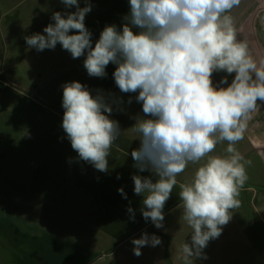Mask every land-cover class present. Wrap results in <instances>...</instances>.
I'll return each mask as SVG.
<instances>
[{
	"label": "clouds",
	"instance_id": "clouds-1",
	"mask_svg": "<svg viewBox=\"0 0 264 264\" xmlns=\"http://www.w3.org/2000/svg\"><path fill=\"white\" fill-rule=\"evenodd\" d=\"M62 2L76 11L54 12V23L26 36V44L43 51L59 43L74 59L86 53L84 67L93 77H104L106 66L114 63L119 89L138 92L147 118H138L133 126L141 146L131 155L139 171L150 169L159 179L134 175V192L143 194L142 215L156 228L163 227V209L177 176L189 163L199 164L192 180L179 184L181 218L192 229L180 258L193 264L209 241L221 235L230 210L240 207L237 197L248 179L245 164L251 161H244L235 145L244 139L257 102L264 103V61L258 63L248 44L237 39L233 17L227 14L241 0H129L122 30L107 25L94 47L85 25L91 4ZM217 71L235 75L230 84L225 77L217 86L212 80ZM62 107V127L78 158L107 172L112 145L122 134L119 122L110 119L111 105L72 81L63 85ZM224 141L229 155H210ZM161 242L145 233L132 240L134 254Z\"/></svg>",
	"mask_w": 264,
	"mask_h": 264
},
{
	"label": "rangeland",
	"instance_id": "rangeland-1",
	"mask_svg": "<svg viewBox=\"0 0 264 264\" xmlns=\"http://www.w3.org/2000/svg\"><path fill=\"white\" fill-rule=\"evenodd\" d=\"M110 5L107 3L105 7ZM33 12L37 10L33 9ZM129 12V0H116L113 8L105 10L106 17L90 26L96 41L107 25L122 30ZM229 13L232 16L233 9ZM50 23L54 21L45 20L46 26ZM133 31L140 29L133 26ZM237 39L248 44L258 63L264 61V42L261 45L254 42L255 48H252L253 43L241 31H238ZM96 41L92 40L93 47ZM28 55L24 63L2 72L7 83L4 89H8V85L16 97H24L25 93L42 107L32 103L33 120L29 130L13 131L7 120L5 97L0 104V118L5 116L0 120V264H88L91 261V264H184L180 248L185 242L191 243L192 229L181 218L179 184L190 182V177L185 178V174H195L199 164L189 163L177 176V186L163 209V227L156 228L142 215L143 194L134 192V175L151 178L153 182L159 179L150 169L139 171L131 155L141 146L133 126L138 118H147L142 102L136 99L138 92L124 93L119 89L113 75L117 65L111 62L106 66L104 77L89 76L84 67L86 53L74 59L59 43L54 49ZM12 56L10 52L9 59ZM234 75L214 72L213 84L221 86L225 77L230 84ZM72 81H80L93 96H102L113 109L110 119L119 122L122 134L115 146L112 145L107 172L80 160L63 130V85ZM16 85L22 86V94ZM46 88L52 92L54 100L44 94ZM13 102L17 105L18 100L13 99ZM257 122L264 128V120H259V115L253 112L245 131L255 139ZM244 137L248 138L246 133ZM259 139L264 141V134ZM62 143L65 148L59 151ZM227 146V141L218 143L210 155H229ZM42 147L44 150L35 151ZM63 154H66V160L59 158ZM254 158L253 155L245 161L252 163ZM204 162L202 160L200 164ZM245 168L250 173L246 164ZM247 176L248 180L257 181L261 174L256 171ZM253 212V206L242 205L230 210L231 219L222 226L221 235L210 240L203 249L206 258H199L193 264H213L220 256V250L237 241L236 237L243 232L254 240L261 232H258L260 223ZM145 233L149 237L153 234L160 237L162 242L155 247L143 246L142 254L137 256L132 240ZM224 251L231 252L228 247Z\"/></svg>",
	"mask_w": 264,
	"mask_h": 264
},
{
	"label": "crops",
	"instance_id": "crops-1",
	"mask_svg": "<svg viewBox=\"0 0 264 264\" xmlns=\"http://www.w3.org/2000/svg\"><path fill=\"white\" fill-rule=\"evenodd\" d=\"M115 1L87 0V3L91 4V11L85 17V25L89 31L91 24L106 17L105 10L109 7L113 8ZM79 3L80 7L86 6V0H79ZM107 3L111 5L105 7ZM33 9H36L37 12H33ZM57 11L67 15L75 12L76 7H67L62 0H0V104L5 97L7 104L5 106L8 110L7 120L11 122L9 126L13 131L16 129L19 131L29 130L30 121L33 120L31 104H38L39 108L42 107V104L32 100L25 93L23 94L24 97H16V93L12 95L8 85V89H4L7 83L2 72L10 66L24 63L26 57L29 56L28 54L37 52L35 48H28L25 37L35 33H43L46 27L45 20H51L53 13ZM227 14L231 15L230 13ZM232 16L235 28L238 27L237 33L241 31L247 35L248 40L253 43L252 48H255L254 42L259 45L264 42V0H241L240 5L233 8ZM75 31L73 30L72 34ZM92 38L94 41L97 40L93 37V33ZM10 52L13 53V56L9 59ZM258 52L262 54L260 51ZM16 87L18 92L22 94V86L16 85ZM46 89L47 92L44 94L50 100H54L52 92L48 88ZM13 99L18 100L17 105H14ZM261 106L264 107V103L258 101L254 112L259 115V120H264V109ZM4 117L2 115L0 120H3ZM256 132L257 139L245 132L248 138L244 137L235 146L237 150L245 154L244 161L247 157L255 156L251 164L246 163L250 172L247 174L257 171L261 176L257 177L259 178L257 181L247 179L244 185L245 189L239 190L237 199L242 202L240 203L242 206L254 207L253 213L260 223L258 232L261 233L254 240L248 238L245 232L239 234L236 237L237 241L226 246L231 252H225L226 247H224L220 250L221 254L213 264H220L222 260L223 264H264V156H262L264 154V141L259 139L264 134V128L259 126L258 122L256 123ZM44 148L35 151H42ZM59 151L62 150L59 148ZM255 164L257 165L255 166ZM193 174L190 172V180L194 177ZM185 178H188L187 174H185ZM177 203L179 202L177 201ZM225 257L234 260L227 261Z\"/></svg>",
	"mask_w": 264,
	"mask_h": 264
},
{
	"label": "flooded vegetation",
	"instance_id": "flooded-vegetation-1",
	"mask_svg": "<svg viewBox=\"0 0 264 264\" xmlns=\"http://www.w3.org/2000/svg\"><path fill=\"white\" fill-rule=\"evenodd\" d=\"M125 98V97H124ZM124 98H122V103L124 104ZM127 101V100H126ZM118 104H120V101L118 102ZM130 104H127V107H129ZM56 131V130H54ZM114 145V144H113ZM115 146V145H114ZM65 146H63V143H62V146H59L60 149L64 148ZM65 151V150H64ZM53 158V157H52ZM60 159H63V160H66V154H63L59 157ZM188 176L190 175V173L187 174Z\"/></svg>",
	"mask_w": 264,
	"mask_h": 264
},
{
	"label": "built area",
	"instance_id": "built-area-1",
	"mask_svg": "<svg viewBox=\"0 0 264 264\" xmlns=\"http://www.w3.org/2000/svg\"><path fill=\"white\" fill-rule=\"evenodd\" d=\"M241 189H245V186H243Z\"/></svg>",
	"mask_w": 264,
	"mask_h": 264
},
{
	"label": "water",
	"instance_id": "water-1",
	"mask_svg": "<svg viewBox=\"0 0 264 264\" xmlns=\"http://www.w3.org/2000/svg\"><path fill=\"white\" fill-rule=\"evenodd\" d=\"M93 261L89 262L88 264H91Z\"/></svg>",
	"mask_w": 264,
	"mask_h": 264
}]
</instances>
